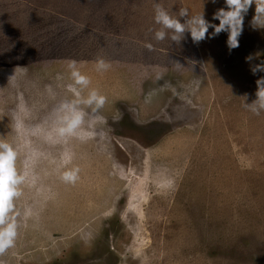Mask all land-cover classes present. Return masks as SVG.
Listing matches in <instances>:
<instances>
[{
    "label": "rangeland",
    "instance_id": "374dc122",
    "mask_svg": "<svg viewBox=\"0 0 264 264\" xmlns=\"http://www.w3.org/2000/svg\"><path fill=\"white\" fill-rule=\"evenodd\" d=\"M160 2L209 20L224 6ZM153 3L0 0V136L17 94L43 103L68 60L108 97L109 133L106 149L74 142L75 184L44 178L54 198L0 264H264V112L243 107L264 75L245 60H264V29L249 24L253 6L231 52L225 32L157 41ZM97 58L111 67L96 72Z\"/></svg>",
    "mask_w": 264,
    "mask_h": 264
},
{
    "label": "clouds",
    "instance_id": "9594fccd",
    "mask_svg": "<svg viewBox=\"0 0 264 264\" xmlns=\"http://www.w3.org/2000/svg\"><path fill=\"white\" fill-rule=\"evenodd\" d=\"M211 2L216 3V0ZM253 6L249 24L253 29H264V0H224V6L213 12L211 20L205 18L204 10L190 14L188 8L180 7L172 13L160 0H154L153 19L159 25L154 39L168 38L179 43L188 33L192 42L198 44L225 32L226 45L231 52L239 46L245 16ZM146 47L151 49L152 45ZM254 59L252 54L245 57L252 74L264 73V60L252 64ZM94 66L98 73L111 67L103 58H97ZM17 68L8 84L17 80ZM256 85V98L247 103L245 94L243 107L260 115L264 112V75L256 80ZM42 96L44 102L36 104L29 103L23 93H18L7 116L11 131L0 136V254L15 246L20 229L29 222L35 224L43 207L54 198L55 193L44 183L45 177L55 173L65 184H75L80 179L81 169L74 163V142L95 141L106 149L109 133L101 110L108 97L92 86L91 77L81 71L79 62L68 60L64 73H57L55 85L44 86ZM119 118V113L112 116L114 121ZM26 191L31 193L30 200L24 199Z\"/></svg>",
    "mask_w": 264,
    "mask_h": 264
}]
</instances>
